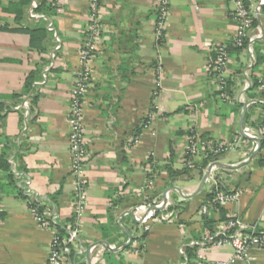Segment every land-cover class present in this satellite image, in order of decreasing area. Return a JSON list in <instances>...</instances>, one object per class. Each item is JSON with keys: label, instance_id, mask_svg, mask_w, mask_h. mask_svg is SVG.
Listing matches in <instances>:
<instances>
[{"label": "crops", "instance_id": "1", "mask_svg": "<svg viewBox=\"0 0 264 264\" xmlns=\"http://www.w3.org/2000/svg\"><path fill=\"white\" fill-rule=\"evenodd\" d=\"M43 1L51 0H29L24 7L18 0H0V159L3 152L11 153L8 163L16 179L15 185L10 184L0 170V264H48L54 232L36 221L33 203L46 207L44 214L54 216L57 223H66L69 229L77 225L70 96L81 70L91 0H56L52 17L36 11ZM248 1L251 6L257 2ZM156 2L101 0L102 34L91 64L83 117L88 204L72 246L79 264H88V259L91 264H182L186 256L180 249L205 239L199 208L212 185L206 182L190 197L205 172L170 179L168 167L186 168L184 153L191 134L227 144L231 149L218 162L239 165L252 156L254 143L240 131L244 105L249 104L247 126L252 130L258 131L254 124L264 119V110L255 107L264 101L256 97L258 91L250 90L252 79H261L263 66L253 71L255 64L246 51L231 53L228 103L220 99L210 71L215 49L230 44L236 34L233 3L170 0L166 39L158 48ZM32 10L45 18H31ZM40 22L50 33L45 52L32 51L30 37L22 31ZM37 68L41 71L33 96L38 100L27 116L19 106L27 98L31 109L32 101L20 94ZM160 73L162 88L155 96ZM258 155L247 166L219 174L238 195L223 206L227 217H239L264 230V164ZM151 177L154 183L148 186ZM184 182L190 184L182 189ZM206 185L209 192L204 191ZM166 195L177 211L175 221L143 225L135 220V208L153 209L166 201ZM119 200L111 221L110 211ZM213 217L220 220L218 213ZM126 232L133 240L124 248L129 241ZM92 245L102 251L99 257L91 254ZM205 253L209 262H217L229 261L234 251L209 247ZM234 264H264V251H253L248 261Z\"/></svg>", "mask_w": 264, "mask_h": 264}, {"label": "built area", "instance_id": "2", "mask_svg": "<svg viewBox=\"0 0 264 264\" xmlns=\"http://www.w3.org/2000/svg\"><path fill=\"white\" fill-rule=\"evenodd\" d=\"M234 5L232 13L233 20L237 26L236 34L232 38L230 44L220 46L215 49V59L210 65V71L214 78L220 99L228 103L231 98L228 94L225 80L229 74V67L231 64L230 48L243 49L249 55L252 63L256 64L255 43L264 39V28L262 25L254 28L253 22L255 18L260 19L262 15V7L264 0H257L255 6L246 5L244 0H229ZM36 6V5H35ZM170 0H157L156 2V19L154 21V34L156 46L161 47L166 39L167 20L169 16ZM56 7L58 3L56 1ZM31 18L44 19L41 14L31 11ZM102 14H101V0H91L90 2V19L86 28L87 40L81 49V70L78 73L75 86L72 88L70 101V150L73 156L72 173L76 178V201L74 203V216L77 225L69 230L67 237H61L51 224H56V218L50 217L47 214L40 215L36 208L32 207V212L36 221L43 229H50L54 232L51 251L49 255L48 264H72L70 254L73 251V244L77 240L79 234L78 223L84 214L87 204V181H86V161L87 152L85 148L86 137L84 131L83 117L85 98L91 86V64L94 60L97 50L98 41L102 34ZM50 31H54L52 24L49 26ZM57 51L60 50V39L56 34ZM53 58L55 55L53 54ZM161 73L159 74V82L157 83L158 90L155 96L161 91ZM261 85L258 92L264 91V76L260 80ZM19 108L25 109V114L29 115L30 102L25 99ZM244 134L253 140L252 152L258 149V144L255 139L262 137V131H254L248 126L243 128ZM225 143H217L210 140H204L199 136L193 134L189 137L188 145L184 153V165L190 170H196L197 162L206 150H214L215 153H227L230 150ZM214 161L208 165L205 174L210 170V175L207 183L212 186L216 184L215 177L219 174L220 168L217 167ZM154 183L153 177L150 178L148 186ZM27 186L30 185L28 181ZM28 196H32L31 191L27 189ZM238 199L237 194L227 195L224 193H217L216 204L224 206L228 203L234 202ZM160 210H152L145 207H137L133 210L135 220L143 225H148L152 221L173 222L176 220L177 211L170 210L173 206L168 195L166 203L155 205ZM209 206L206 204L201 208L200 214L207 215ZM2 213V193L0 191V214ZM190 248L197 249V264H234L236 261H248L251 258L253 251H264V230H260L258 226L246 225L242 219L236 216H228L226 222L220 223L213 235L205 237L201 241H193L187 245ZM225 248L231 247L234 251L233 256L229 261L209 262L205 253L206 248ZM112 249L114 247H111ZM91 254L99 257L102 251L98 250L97 246L92 245L90 248ZM182 256H186V248L180 249ZM185 264V263H182Z\"/></svg>", "mask_w": 264, "mask_h": 264}, {"label": "trees", "instance_id": "3", "mask_svg": "<svg viewBox=\"0 0 264 264\" xmlns=\"http://www.w3.org/2000/svg\"><path fill=\"white\" fill-rule=\"evenodd\" d=\"M244 1H245L246 5H250L248 0H244ZM18 3L24 7V6L28 5L29 0H18ZM56 9H57L56 0H51L50 2L43 1L42 4L39 5V7L37 8L36 11L41 12V13L47 15L48 17H52L56 14ZM20 17H21V13L18 14V19ZM260 25H262L264 28V6L262 7L261 18L260 19L255 18L254 22H253L254 28L259 27ZM22 31L29 35V37H30V49L32 51L45 52L47 50L48 41L50 39V33L48 32L45 23L40 22L34 28H27V29H24ZM242 50L243 49H238V48H231L230 49L231 53L240 52ZM255 54H256V64L253 67V71L258 70V68L261 66H263V68H264V39L261 41H257L255 43ZM40 71H41L40 68H37V70L33 71L27 77L25 84H24V87H23V91L20 94L21 98L23 96H28V98H30L32 101L31 109L29 110V115L31 114V112L33 110V105H35L37 103V100H38V95L33 96V93H34V83L40 78V76H39ZM263 76H264V70H263V75H262L261 79L263 78ZM261 79L254 77L252 79V86H251L250 90H252L254 92L258 91V89L261 85V82H260ZM225 85L228 88V86H229L228 79L225 80ZM256 97H258L259 99L264 101V91H260L259 93H257ZM255 107H261L264 110V103L263 104H256ZM1 110H0V116L2 113ZM245 125L246 126L251 125L249 114L246 115ZM254 127L258 131L263 132L262 137H261L262 147L260 150V154L258 155V159H259V162L261 164H264V160L261 158L262 153L264 151V119L260 120L257 124H254ZM139 133H140V131L138 130V134ZM191 135H193V134H191ZM200 138H202L204 140L207 139L205 136H202ZM225 154L226 153H215L214 150H206L202 154L199 161L197 162L196 170L193 171V170H190L188 168H185L182 170H174L173 168L168 167L167 171H168L169 178L170 179H178V178L184 177V176H187L188 178H192L193 173L195 171H198L201 175H204V172H205L206 168L208 167V165L214 161H219V160L223 159L225 157ZM10 156H11V153L9 151L3 152L1 159H0V170L4 171L7 174V181L10 184L15 185L16 179H15L14 174L11 172L10 164L8 163V159L10 158ZM219 172H220V174L223 172L228 173V170L220 168ZM220 174L216 175V177H215L216 184L212 186L211 191L207 195L206 202L204 203V205L207 204L209 206L208 214L202 215V222H203L202 234H204L205 237H209V236L214 234L217 223L218 224L223 223V222H226L228 220L227 213L224 210V208L222 206H219L218 204H216V195H217V193H224L227 195H231V194H234V192H230V188H229L228 184L225 183V181L221 178ZM19 193L21 195H23V193H21V191H19ZM52 201L56 203V197L52 198ZM120 203H121V200L114 202V206L110 211L111 221L114 220L113 219L114 218L113 215L115 212L114 210H115L116 206H118ZM204 205H202L199 208V212L201 211V208ZM32 207L36 208L40 215H43L45 213L46 207H44L38 203H33ZM178 207L179 206H177L176 209H178ZM170 210H175V207L174 206L170 207ZM214 213L219 214V216H220L219 221H216L214 219V217H213ZM73 220H71L69 222L73 223ZM51 226L56 230V232L59 236H61V237H67L68 236L70 229L66 225V223L62 224V223L56 222V224H51ZM199 240H201V239H199ZM196 252H197L196 248L186 247V258L183 260V263H185V264H197V253ZM70 259L72 261V264H79L78 258L75 256V253H73V251L70 254Z\"/></svg>", "mask_w": 264, "mask_h": 264}, {"label": "water", "instance_id": "4", "mask_svg": "<svg viewBox=\"0 0 264 264\" xmlns=\"http://www.w3.org/2000/svg\"><path fill=\"white\" fill-rule=\"evenodd\" d=\"M248 106H249L248 103L244 105V110H243V113H242V116H241V119H240V131H241V134L244 137H246V138H248V137L244 134L243 128H244V122H245V118H246ZM255 141L258 144V149L252 154V156L249 158V160H247V161H245V162H243V163H241V164H239L237 166H235V165H227V164H224L222 162H217L216 163L217 167L222 168V169L237 170V169H240V168H242V167L247 166L248 164H250L254 160V158L259 154V152L261 150V147H262V142H261L260 139H255ZM209 175H210V170L205 174V176L203 178V181L201 182L198 191L194 195H191L190 197H193V196L197 195L203 189V187H204V185H205V183H206ZM168 192L169 191H167V193ZM166 201H167V195H166ZM166 201H165V203H166ZM160 209L161 208L153 207L152 210H160ZM130 214H132V213H130ZM126 233H127L128 238H129V241H128V243H126L124 245V248L129 247L130 244H131V242H132V240H133V236L129 232H126ZM100 244L101 245H104L106 247V249L118 251V249H111L110 248V245L107 242H101ZM88 264H91L90 259H88Z\"/></svg>", "mask_w": 264, "mask_h": 264}, {"label": "rangeland", "instance_id": "5", "mask_svg": "<svg viewBox=\"0 0 264 264\" xmlns=\"http://www.w3.org/2000/svg\"><path fill=\"white\" fill-rule=\"evenodd\" d=\"M219 173H220V172H219ZM193 183H195V182L193 181ZM188 184H190V183L184 182L183 184L180 185V187H181L182 189H183V188H186V186H187ZM204 191L209 192V185H206V186H205Z\"/></svg>", "mask_w": 264, "mask_h": 264}]
</instances>
